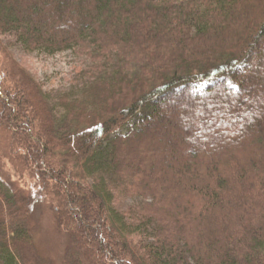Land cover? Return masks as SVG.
Returning <instances> with one entry per match:
<instances>
[{
  "label": "trees",
  "instance_id": "16d2710c",
  "mask_svg": "<svg viewBox=\"0 0 264 264\" xmlns=\"http://www.w3.org/2000/svg\"><path fill=\"white\" fill-rule=\"evenodd\" d=\"M11 42L79 63L46 90ZM0 54V166L60 264H264V0H0ZM5 181L0 264H41Z\"/></svg>",
  "mask_w": 264,
  "mask_h": 264
},
{
  "label": "rangeland",
  "instance_id": "374dc122",
  "mask_svg": "<svg viewBox=\"0 0 264 264\" xmlns=\"http://www.w3.org/2000/svg\"><path fill=\"white\" fill-rule=\"evenodd\" d=\"M13 62L27 70L46 90H57L66 86L73 68L79 63L77 56L71 52H61L47 56L39 52H25L16 44L11 42L7 48ZM2 54H0V58ZM0 179L8 180L17 189L22 188L24 192H33L35 197V208L32 217V231L35 246L41 264H60L62 248L66 245L63 236L56 235L53 229L51 213L48 210V201H42L34 179L28 174L19 178L6 162L0 166ZM6 182V181H5ZM59 236V237H58ZM27 264H36L31 257Z\"/></svg>",
  "mask_w": 264,
  "mask_h": 264
}]
</instances>
